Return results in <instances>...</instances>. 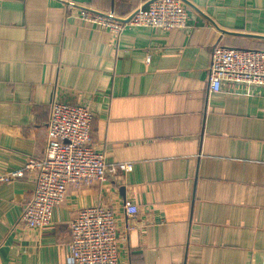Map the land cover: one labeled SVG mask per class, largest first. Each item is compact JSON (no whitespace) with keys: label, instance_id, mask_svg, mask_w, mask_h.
Masks as SVG:
<instances>
[{"label":"crops","instance_id":"1","mask_svg":"<svg viewBox=\"0 0 264 264\" xmlns=\"http://www.w3.org/2000/svg\"><path fill=\"white\" fill-rule=\"evenodd\" d=\"M156 1L0 0V175L45 158L55 102L87 107L105 163L131 167L70 187L40 230L22 222L36 172L2 184L0 264H73L90 206L115 211L126 264H264V87L209 81L215 47L264 51V0H179L186 29L119 35L80 16Z\"/></svg>","mask_w":264,"mask_h":264},{"label":"built area","instance_id":"2","mask_svg":"<svg viewBox=\"0 0 264 264\" xmlns=\"http://www.w3.org/2000/svg\"><path fill=\"white\" fill-rule=\"evenodd\" d=\"M80 16L116 35L130 25L173 30L186 29L189 23L187 11L179 0H158L135 11L127 20L117 19L113 13L102 15L86 10H81ZM209 81L212 92H219L225 83L264 87V51L215 47ZM93 118L87 107L53 103L45 158L29 161L25 169L0 175L1 186L23 178L25 170L36 172L34 199L22 217L26 227L40 230L50 226L70 187L90 186L131 169L126 164L109 167L105 163L103 154L92 143ZM124 208L128 218H136L140 213L130 202ZM71 228L69 249L73 264H126L121 259L113 209L86 207L73 220Z\"/></svg>","mask_w":264,"mask_h":264}]
</instances>
